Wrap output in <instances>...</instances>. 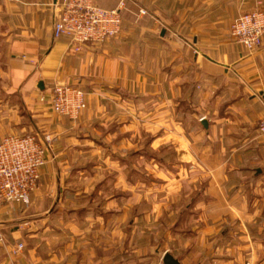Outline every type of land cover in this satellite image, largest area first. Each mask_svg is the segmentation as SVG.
<instances>
[{
    "label": "crops",
    "instance_id": "obj_1",
    "mask_svg": "<svg viewBox=\"0 0 264 264\" xmlns=\"http://www.w3.org/2000/svg\"><path fill=\"white\" fill-rule=\"evenodd\" d=\"M58 2L0 0V140H54L32 203L69 193L60 168L64 155L85 148L78 143L104 146L81 135L95 118L99 128L112 125L104 137L118 139L109 146L114 154L124 151L117 148L123 137L134 140L139 132L151 139V153L163 142L180 143L182 165L161 183L177 186L167 194L182 201L181 264H264V136L257 131L264 47L247 52L229 32L264 0H124L119 35L78 53L67 38L53 37ZM94 2L110 10L120 0ZM55 85L85 94L77 122L50 109ZM17 206L0 209L1 236ZM9 251L0 241V264H27Z\"/></svg>",
    "mask_w": 264,
    "mask_h": 264
},
{
    "label": "rangeland",
    "instance_id": "obj_2",
    "mask_svg": "<svg viewBox=\"0 0 264 264\" xmlns=\"http://www.w3.org/2000/svg\"><path fill=\"white\" fill-rule=\"evenodd\" d=\"M94 121L81 135L92 134L104 146L80 142L85 148L63 156L60 172L69 193L57 202L18 205L0 241L9 242L13 259L27 264H163L165 253L180 262L182 201L167 194L177 186L161 183L182 165L180 143L163 142L162 150L151 153V139L139 132L134 140L123 137L117 148L124 151L114 154L109 146L118 139L104 137L112 125L99 128ZM19 244L23 249L13 254Z\"/></svg>",
    "mask_w": 264,
    "mask_h": 264
},
{
    "label": "built area",
    "instance_id": "obj_3",
    "mask_svg": "<svg viewBox=\"0 0 264 264\" xmlns=\"http://www.w3.org/2000/svg\"><path fill=\"white\" fill-rule=\"evenodd\" d=\"M124 0L117 7L106 10L94 0H59L55 5L53 37L68 39L69 49L75 53L85 45H100L121 31ZM230 36L236 45L247 52L264 47V4L237 17L230 25ZM50 109L57 116L76 122L86 109L85 94L78 87L55 85L48 99ZM257 131L264 136V118L257 123ZM51 137L44 135H9L0 140V209L5 205L28 206L31 195L40 181L46 164V152ZM23 249L19 244L13 254Z\"/></svg>",
    "mask_w": 264,
    "mask_h": 264
},
{
    "label": "water",
    "instance_id": "obj_4",
    "mask_svg": "<svg viewBox=\"0 0 264 264\" xmlns=\"http://www.w3.org/2000/svg\"><path fill=\"white\" fill-rule=\"evenodd\" d=\"M39 88L42 89V84H39ZM162 263L163 264H180V262L172 257L170 254L165 253L163 258H162Z\"/></svg>",
    "mask_w": 264,
    "mask_h": 264
}]
</instances>
